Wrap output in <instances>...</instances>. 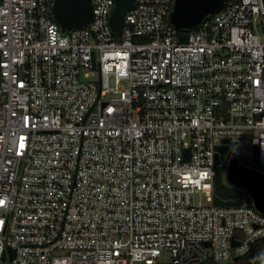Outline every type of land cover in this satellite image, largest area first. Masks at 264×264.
I'll return each instance as SVG.
<instances>
[{
  "label": "built area",
  "instance_id": "1",
  "mask_svg": "<svg viewBox=\"0 0 264 264\" xmlns=\"http://www.w3.org/2000/svg\"><path fill=\"white\" fill-rule=\"evenodd\" d=\"M55 1L0 0V264H236L264 212L214 204L215 154L264 168V0H135L121 35Z\"/></svg>",
  "mask_w": 264,
  "mask_h": 264
},
{
  "label": "water",
  "instance_id": "2",
  "mask_svg": "<svg viewBox=\"0 0 264 264\" xmlns=\"http://www.w3.org/2000/svg\"><path fill=\"white\" fill-rule=\"evenodd\" d=\"M114 1L110 24L113 30L121 35L125 25V15L134 9L135 0ZM224 5L225 0H175L170 21L177 30L196 28L209 15L218 13ZM53 14L64 29L81 28L92 20V0H56ZM217 149L215 164L220 166L222 158L227 154L228 146L227 144L218 145ZM254 162H259L258 146L255 147ZM226 178L230 183L247 189L253 198L255 207L264 212V173L261 170L246 166L234 157L228 162ZM242 203L241 199L225 200L218 195L214 196L216 205H241ZM233 243L237 244L238 241L234 239Z\"/></svg>",
  "mask_w": 264,
  "mask_h": 264
},
{
  "label": "trees",
  "instance_id": "3",
  "mask_svg": "<svg viewBox=\"0 0 264 264\" xmlns=\"http://www.w3.org/2000/svg\"><path fill=\"white\" fill-rule=\"evenodd\" d=\"M228 162L216 167L214 179V193L223 199H241L245 203L254 205L253 198L247 189L230 183L226 179ZM264 173V169H259ZM200 264H216L213 261H205ZM236 264H264V239L258 240L248 252L241 255Z\"/></svg>",
  "mask_w": 264,
  "mask_h": 264
},
{
  "label": "rangeland",
  "instance_id": "4",
  "mask_svg": "<svg viewBox=\"0 0 264 264\" xmlns=\"http://www.w3.org/2000/svg\"><path fill=\"white\" fill-rule=\"evenodd\" d=\"M230 158H227L226 160H224V162H229ZM223 162V163H224ZM264 169V168H263ZM236 185V184H235ZM238 186V185H237ZM240 187V186H239ZM242 188V187H241ZM200 196V195H198ZM201 197L203 200H205V193H202L201 194ZM162 260L164 261H170V257H169V254L165 253V254H162L161 257H160Z\"/></svg>",
  "mask_w": 264,
  "mask_h": 264
},
{
  "label": "flooded vegetation",
  "instance_id": "5",
  "mask_svg": "<svg viewBox=\"0 0 264 264\" xmlns=\"http://www.w3.org/2000/svg\"><path fill=\"white\" fill-rule=\"evenodd\" d=\"M226 176H227V172H226ZM227 179V178H226Z\"/></svg>",
  "mask_w": 264,
  "mask_h": 264
}]
</instances>
